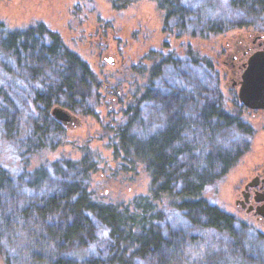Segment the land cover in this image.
<instances>
[{
	"label": "trees",
	"instance_id": "obj_1",
	"mask_svg": "<svg viewBox=\"0 0 264 264\" xmlns=\"http://www.w3.org/2000/svg\"><path fill=\"white\" fill-rule=\"evenodd\" d=\"M111 1L114 8L124 9L137 0ZM156 1L166 11L167 20L175 23L169 30L171 36L214 40V45L207 57L190 44L163 54L150 53L146 57L152 63L146 69L149 77L136 103L173 101L174 109L175 100L187 101L191 95L187 91L190 85L184 82L187 65L193 71L204 66L208 83L216 77L220 67L217 39L223 41L229 33L239 35L242 30L249 35L264 32V0ZM218 84L216 79L209 86L215 89ZM99 86L89 65L58 33L43 24L9 30L0 23L1 138L8 145L16 144V148L9 145L8 149L14 156V167L0 162L3 262L169 264L173 255L188 252L191 258L185 264H233L232 253L215 250L213 256L206 254L203 234L237 235L244 241L250 233L262 244L263 252L238 242L239 259L243 261L239 264H264V236L244 227L214 198L213 187L241 156L238 141L243 140L242 135H249L241 111L236 112L238 115L226 111L219 95L205 100L195 112L186 111V117L170 119L162 131L146 138L131 133L133 120L122 125V151L133 158L132 163L142 162L151 177L150 195L130 206L107 204L93 196L89 186L94 166L87 157L78 161L57 158L30 170V161L48 147L52 132L62 131L49 113L51 106L62 104L82 115L92 114L91 95L99 94ZM169 96L175 99H167ZM24 109L33 130L30 142H17ZM129 109L131 118L135 117L136 107ZM186 129L190 130V144L185 142ZM228 137H234L232 144ZM31 141L37 146L31 147ZM51 177L61 182L60 187L52 193L39 191Z\"/></svg>",
	"mask_w": 264,
	"mask_h": 264
},
{
	"label": "rangeland",
	"instance_id": "obj_2",
	"mask_svg": "<svg viewBox=\"0 0 264 264\" xmlns=\"http://www.w3.org/2000/svg\"><path fill=\"white\" fill-rule=\"evenodd\" d=\"M0 23L9 30H25L43 24L48 30L58 33L65 45L89 65L100 83L97 89L99 94L91 95L94 103L91 107L92 114L82 115L77 109H70L62 104L51 106L49 113L54 120L56 118L52 110L55 107L67 109L74 119L68 123L56 120L61 124L62 131L52 132L48 147L36 153L30 161V170L57 158L78 161L87 157L94 166L89 186L93 196L107 204L130 206L136 200L150 195L151 177L142 162L132 163L133 158L122 151L119 137L122 125H129L133 120L131 133L146 138L162 131L170 119L179 115L186 117V111L195 112L205 105V100L219 95L226 111L233 112L231 114L234 115L241 111L249 135H242L243 140L238 141L241 144V156L213 187L214 198L226 212L245 218L244 212H239L235 207L233 194L242 178L244 168L241 169V166L264 157V111L245 108L240 103L238 91L248 58L264 49V32L249 35L242 30L239 35L229 33V37L223 41L217 39L220 67L216 70L215 78L219 82L218 88L209 86L214 85L216 79L211 78L208 83L209 74L204 66L193 71L187 65V79L184 82L190 85L187 91L192 96H187V101L182 98L180 101L175 100L174 107H177L173 109V101L171 104L161 100L141 103L134 101L143 95L144 85L149 77L146 69L152 63L151 58L148 60L146 57L150 53L163 54L173 47L184 48L188 44L202 51L201 56L207 57L214 40L200 41L187 36H171L169 30L175 23L172 19L167 20L166 11L156 0H137L124 9L114 8L111 0H0ZM221 48L223 49L220 50ZM249 49L251 52H248ZM109 59L114 62H109ZM212 75L214 74L210 76ZM192 91L194 94L190 93ZM169 98L175 99L167 97ZM132 106L136 107L137 115L131 118L133 112L129 108ZM127 110L131 113H125ZM24 112L26 113L25 109ZM26 114L23 115L15 138L17 142H30L33 122L29 119L28 112ZM186 130L188 136L185 142L190 144V130ZM228 138L232 144L234 137ZM9 145L16 148L15 142ZM9 145L2 140L0 129V162L4 166L14 167V156L8 153ZM34 146L37 144L31 141V147ZM44 182L39 191L44 189L45 193H52L61 183L55 177ZM250 221L252 223L244 227L248 226L264 234V223L254 219ZM203 235L208 245L206 254L213 256L215 250L232 253L234 257H230L233 264L243 263L239 259L238 242L256 246L259 252H263L262 244H258L250 233L246 235L247 238L243 237L244 241L239 240L237 235L233 238L216 233ZM217 243L220 244L219 247ZM173 258L169 264H185L191 256L188 252H183L173 255ZM0 264H5L1 257Z\"/></svg>",
	"mask_w": 264,
	"mask_h": 264
},
{
	"label": "flooded vegetation",
	"instance_id": "obj_3",
	"mask_svg": "<svg viewBox=\"0 0 264 264\" xmlns=\"http://www.w3.org/2000/svg\"><path fill=\"white\" fill-rule=\"evenodd\" d=\"M248 52H251V49ZM257 111H264V109ZM241 169H243L242 178L235 186L233 201L239 212H244L245 218L236 214L231 215L245 225L252 223L250 220L253 219L264 223V157L258 161L253 159L252 162L244 163ZM260 234L264 236L263 233Z\"/></svg>",
	"mask_w": 264,
	"mask_h": 264
},
{
	"label": "water",
	"instance_id": "obj_4",
	"mask_svg": "<svg viewBox=\"0 0 264 264\" xmlns=\"http://www.w3.org/2000/svg\"><path fill=\"white\" fill-rule=\"evenodd\" d=\"M113 63V59H109ZM240 103L247 109H264V49L253 53L245 65L242 81L238 91ZM56 120L64 123L74 118L70 111L63 107L52 110Z\"/></svg>",
	"mask_w": 264,
	"mask_h": 264
}]
</instances>
